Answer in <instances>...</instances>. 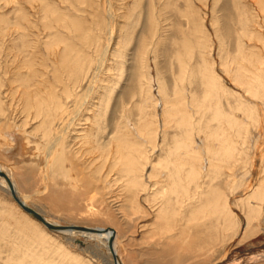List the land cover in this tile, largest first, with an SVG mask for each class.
Wrapping results in <instances>:
<instances>
[{
    "label": "rangeland",
    "instance_id": "1",
    "mask_svg": "<svg viewBox=\"0 0 264 264\" xmlns=\"http://www.w3.org/2000/svg\"><path fill=\"white\" fill-rule=\"evenodd\" d=\"M133 1L0 0V168L48 220L113 229L122 264H264V0ZM79 20L75 75L57 53ZM245 45L256 78L240 84ZM5 186L0 264H113L104 241L47 229Z\"/></svg>",
    "mask_w": 264,
    "mask_h": 264
},
{
    "label": "bare ground",
    "instance_id": "2",
    "mask_svg": "<svg viewBox=\"0 0 264 264\" xmlns=\"http://www.w3.org/2000/svg\"><path fill=\"white\" fill-rule=\"evenodd\" d=\"M86 1V0H85ZM142 0H134L133 1V6L135 7V8H137L142 2H141ZM152 1V0H151ZM153 2V1H152ZM245 2V1H244ZM257 2V1H256ZM84 3V2H83ZM91 3H93V2H89L88 4H91ZM253 3V2H252ZM259 3V2H258ZM261 4H263L262 2H261ZM264 5V4H263ZM262 5V6H263ZM254 6H256V5H254ZM93 7V6H92ZM246 7V6H245ZM88 8H89V5H88ZM155 8H154V4L152 3V10H154ZM247 9V8H246ZM263 9H264V6H263ZM263 9H260L259 11L261 12V10H263ZM88 10V9H87ZM93 9H91V11H92ZM94 10H95V8H94ZM254 10V9H253ZM90 11V12H91ZM155 11V10H154ZM154 11H153V14H152V17H151V25H150V29H151V31H150V33H151V36H152V34H154L155 33V30H156V23H155V20H156V18L155 17H157L155 14H154ZM247 12V11H246ZM253 11H251L250 13H252ZM95 13H96V10H95ZM95 13L93 14V15H95ZM249 13V12H248ZM256 13H258V12H256ZM99 14V13H98ZM243 14V13H242ZM245 14V13H244ZM243 14V15H244ZM253 14V13H252ZM155 15V16H154ZM241 15V14H240ZM249 16L248 17H250V14H248ZM50 17H52V16H50ZM56 17V16H55ZM247 17V18H248ZM255 17H257V16H255ZM80 18V17H79ZM81 18H83V17H81ZM81 18H80V20H81ZM91 18V17H90ZM52 19H53V17H52ZM58 19H60V18H58ZM87 19V18H86ZM55 21H57L56 19H54ZM80 20L79 21H76V22H74V21H72L71 23L74 25V27H75V32L77 33V34H79L80 35V40L78 39V41L79 42H76V41H74V42H67L65 45H64V47L62 48V51L60 52H58L57 53V59H58V61H59V67L61 68V69H63V70H66V71H68V72H70V73H72V74H75V75H77V74H79V73H81L82 72V68H83V63H84V60L86 59V56L85 55H87L88 53H86V50L85 49H82L81 48V44H82V42H84V36H85V32L83 31L84 29H83V24L85 23L86 24V22H80ZM83 20V19H82ZM241 21H242V19H240ZM246 19H245V17H244V21H245ZM246 21H250V18H249V20H246ZM59 22H61V19H60V21ZM248 22H246V23H248ZM83 23V24H82ZM239 23H241V22H239ZM252 23V22H251ZM248 24H250V22L248 23ZM243 25H244V23H243ZM246 25V24H245ZM85 26V25H84ZM249 26V25H248ZM247 25H246V27H248ZM251 26V25H250ZM67 27V26H66ZM65 27V28H66ZM250 28V27H249ZM249 28H246V30L247 29H249ZM242 30H243V26H242ZM241 30V31H242ZM246 30H244L245 31V35L246 34H248V32L246 33ZM65 31V30H64ZM248 31V30H247ZM250 31V30H249ZM83 32V33H82ZM69 33V32H68ZM88 33V32H87ZM90 33V32H89ZM128 33V32H127ZM242 33V32H241ZM123 34V33H122ZM82 35H84V36H82ZM125 35H127V34H125ZM124 34H123V37L125 36ZM130 34H128V36H129ZM155 35V34H154ZM88 36H91V34H89ZM127 36V37H128ZM243 36V35H242ZM241 35H240V37H242ZM253 36V35H252ZM86 37H87V35H86ZM94 37V36H93ZM127 37L125 36L124 38H125V40L127 39ZM221 37V36H220ZM245 38V37H244ZM130 39H132V38H130ZM247 40H248V38H247ZM263 40V39H262ZM65 41V40H64ZM124 41V40H123ZM242 41H243V39H242ZM241 41V42H242ZM24 42V41H23ZM63 42V41H62ZM61 42V43H62ZM86 42V41H85ZM84 42V43H85ZM146 42H148V41H143L142 43H141V45H142V47H141V53L142 52H144L145 51V47H146ZM237 42H239V41H237ZM247 42V41H246ZM91 45H92V43H91ZM149 45V44H148ZM244 45V44H243ZM23 46L25 47V44L23 43ZM207 46V45H206ZM83 47V46H82ZM205 47V46H204ZM247 46L245 45L244 46V49H241L240 50V57H239V60L240 61H242V62H244V64H242V66L239 68V70H238V73H237V75L239 76V83L240 84H245V83H254L255 81V78H252V79H249V80H247V78H246V74L242 71V69L244 68H246L248 65L250 66L249 68L247 67L246 68V71L248 72L250 69H251V67H252V65H250V63H246L247 61H248V59H247V54L245 53V51L247 50L248 51V49L246 48ZM251 47V46H250ZM246 48V49H245ZM248 48H249V46H248ZM251 49V48H250ZM74 50H75V52H77L78 54V58H76V53L74 52ZM245 50V51H244ZM107 51H108V49H107ZM106 51V52H107ZM246 51V52H247ZM253 52V51H252ZM112 53H115V51H109V56H110V54H112ZM254 53H256V51L254 50ZM145 54V53H144ZM243 54V55H242ZM257 54V53H256ZM256 54H254V55H256ZM206 56V55H205ZM51 59H52V57H51ZM247 59V60H246ZM238 60V59H237ZM249 60H251V62H253L252 61V59L250 58ZM86 62V61H85ZM255 63H256V61H255ZM182 64V63H181ZM184 65H186V63H185V61H184ZM237 66H238V64H237ZM100 67V66H99ZM182 67V66H181ZM184 67V66H183ZM186 67V66H185ZM226 68V67H225ZM99 70V69H98ZM185 69L183 68L182 69V73L184 74L185 73V71H184ZM227 72H230V68L227 66ZM243 72V73H242ZM69 73V74H70ZM98 73V72H97ZM213 72H212V70L209 68V69H204V72H203V74H204V78L206 77V76H208L209 78H208V80L206 81V83L204 82V84L206 85V84H208V89L209 90H214V89H217V84H216V82H217V78L215 77V75H213L212 74ZM68 74V75H69ZM67 75V76H68ZM250 76V75H249ZM232 78V77H231ZM182 80L184 79V77L182 76V78H181ZM205 80V79H204ZM227 81V80H226ZM235 81V80H234ZM180 82V81H179ZM221 82V81H220ZM221 84V83H220ZM219 85V84H218ZM223 85V84H222ZM22 90V89H21ZM221 90V89H220ZM170 91V90H169ZM34 96H35V98H36V100L35 101H33L34 100V98L32 99V100H30V98H31V95H30V92L29 93H27L26 92V94H25V96H26V99L28 100V104L31 106V105H33V104H35V105H37L38 107H39V110H38V112H42L40 109H43L44 107L43 106H50L49 104H48V98L47 97H45L44 95H41V92L40 91H36L35 92V94H33ZM52 95H54L53 93H52ZM169 96H171V95H169ZM28 97H29V99H28ZM167 97V96H166ZM174 97H175V100H174V102L173 103H175L176 104V102H177V105H179L178 103H187V98H188V96H187V93H186V91H185V84H183L181 87H179V86H176L175 87V90H174ZM49 100L50 101H53V100H55L54 99V96H51V97H49ZM49 101V102H50ZM166 101H168L169 102V100H166ZM167 103V102H166ZM168 104V103H167ZM187 105H189V104H187ZM34 106V105H33ZM177 108V107H176ZM192 108V107H191ZM28 110V109H27ZM34 110V109H33ZM164 110V109H163ZM182 110H184L183 112L186 114V117L187 118H190V115L192 114L193 115V113H190L188 110H187V108L185 107V104L182 106ZM177 111V110H176ZM179 111V110H178ZM190 114H189V113ZM48 113V112H47ZM169 113V112H168ZM38 115V114H37ZM158 115V114H157ZM47 116H50L49 115V113L47 114ZM153 118V117H152ZM215 119H219L220 118V120H221V115H216L215 117H214ZM146 120V119H145ZM188 121V120H187ZM187 121L185 122V125H188V124H186L187 123ZM156 122V121H155ZM189 125H191L190 123H189ZM243 126H245V125H243ZM177 127V126H176ZM185 127V126H184ZM91 130V129H90ZM222 131H223V133H224V135H223V138H222V142H220L219 144H218V147L221 149V150H223L224 149V151H226V153H227V151L229 150V147L231 146V144H232V139H233V136H232V134H231V132L229 131V129L227 128V127H224L223 129H222ZM93 132V131H92ZM249 134V133H248ZM121 137V136H120ZM120 137L118 138V139H120ZM136 137V136H135ZM248 138H250V137H248ZM248 138H246V140L248 139ZM121 140V139H120ZM90 142V141H89ZM91 143V142H90ZM94 143V142H93ZM95 145V144H94ZM213 146H215V144L213 145ZM212 146V144H209V146L208 147H213ZM132 147V146H131ZM191 148V147H190ZM217 149V148H216ZM217 150H219V149H217ZM221 150H220V152H221ZM96 151V150H95ZM200 152V151H199ZM206 152V151H205ZM214 152V151H213ZM132 153V152H131ZM211 153H212V150H211ZM224 153V152H223ZM226 153H224L223 155L224 156H222V157H227V155H226ZM213 154V153H212ZM239 156V155H238ZM194 159H196V158H194ZM223 159L220 157V161H222ZM177 161V160H176ZM194 161V160H193ZM224 161H226V159H224ZM144 162V161H143ZM228 164H230V161L228 162ZM227 164V165H228ZM189 165V164H188ZM209 165V164H208ZM226 165V164H225ZM190 166V165H189ZM185 168V167H184ZM203 174V173H202ZM195 175V174H194ZM255 175V174H254ZM171 176V175H170ZM182 178V177H181ZM185 178V177H184ZM0 179H1V181L4 183V185H6L5 187L8 189V191H10V193H11V195L13 196V198H14V200H15V202L17 203V209H19V210H22L25 214H27V215H29L33 220H35V221H37V222H39V223H41V224H43L47 229H49V230H51V231H53V232H61V233H65V234H68V235H74V234H77V235H83V236H86V237H91L92 239L93 238H97V239H100V240H102V241H104V244H105V246H106V248H107V250H108V252L112 255V257H113V254H112V251H111V248H110V241H111V238L113 239L112 241V245H113V251L115 252V254H116V256H117V261H118V263L117 264H122V258H120V256H119V251H118V249H117V242H116V233L115 232H113L112 230L113 229H111V228H100V227H89V226H80V227H88V228H90L91 230H76V229H70V228H68V227H70V226H76V227H78V225H70V226H62V225H60V224H58V223H54V222H52V221H50V220H48L41 212H39L38 210H36L35 208H33L32 206H30L31 208H33L34 210H36L38 213H40L41 215H42V217H43V219H44V221L46 222V223H44V221H42V220H40V219H37V218H35L34 216H32L30 213H28L23 207H21V205L17 202V200L15 199V198H17L18 200H21L23 203H25L26 205H28L27 203H26V201H25V198H23L20 194H19V192L17 191V188H16V185H15V183H14V181L11 179V176H9L4 170H2L1 168H0ZM161 179V178H160ZM173 183V182H172ZM193 183V182H192ZM186 186V185H185ZM264 186V185H263ZM264 189V188H263ZM258 191H261V189H258ZM258 191H257V193H258ZM256 193V192H255ZM264 200V199H263ZM254 202H256V201H254ZM253 202V203H254ZM220 204V203H219ZM215 206V205H214ZM260 206H262V205H260ZM257 207H259V206H257ZM260 208V207H259ZM253 210V209H252ZM201 212V211H200ZM260 217V216H259ZM260 221V220H259ZM226 222V221H225ZM228 222V221H227ZM229 223V222H228ZM46 224H50V226L49 225H46ZM36 226V225H35ZM261 253H263L264 254V252L263 251H261ZM261 255V254H260ZM259 255V256H260ZM122 260V261H121ZM220 263V262H219ZM113 264H116L115 263V261H114V258H113Z\"/></svg>",
    "mask_w": 264,
    "mask_h": 264
},
{
    "label": "water",
    "instance_id": "3",
    "mask_svg": "<svg viewBox=\"0 0 264 264\" xmlns=\"http://www.w3.org/2000/svg\"><path fill=\"white\" fill-rule=\"evenodd\" d=\"M15 199L21 205V207H23L28 213H30L35 218L44 221V219H43V217H42V215L40 213H38L36 210H34L33 208H31L29 205H26L25 203H23L21 200H18L17 198H15ZM44 223H46V222L44 221ZM46 225H49L50 226V224H46ZM68 228H70V229H76V230H91L88 227H80V226H78V227H76V226H70ZM112 240L113 239L111 238L110 248H111V251H112V254H113L114 261L117 264L118 263L117 256H116L115 252L113 251V245H112V242L113 241Z\"/></svg>",
    "mask_w": 264,
    "mask_h": 264
}]
</instances>
